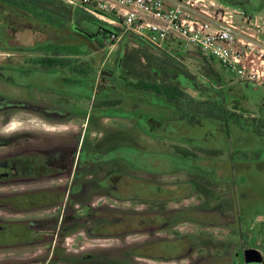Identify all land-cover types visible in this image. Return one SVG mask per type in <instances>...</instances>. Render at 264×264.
<instances>
[{
  "label": "flooded vegetation",
  "instance_id": "1",
  "mask_svg": "<svg viewBox=\"0 0 264 264\" xmlns=\"http://www.w3.org/2000/svg\"><path fill=\"white\" fill-rule=\"evenodd\" d=\"M65 35L0 44L9 56L0 62V258L13 256L0 264H264V171L251 174L236 159L247 155L236 150L237 142L251 141L252 135L262 140L259 152L264 151V129L244 124L264 128V109L258 118L246 117L234 93L225 98L237 115L230 121L195 109L183 118L178 106L179 121L172 126L185 137L173 138L171 155L138 151L131 153L133 161L121 156L96 161L92 152L82 153L86 142L80 143V135L54 138L46 127L37 129L36 121L63 127L79 120L52 117L69 105L67 79L47 68L53 45L64 46L60 52L67 58ZM16 53L26 55L22 62L11 57ZM101 142L92 144L105 150ZM182 148L190 151L188 157ZM182 157L190 163L182 164ZM182 174L186 180L175 177ZM164 177L177 180L154 179ZM195 197L197 203L181 207ZM127 203L143 209L118 207ZM185 224L195 232L182 233ZM140 236L144 239L122 248L103 246ZM21 252L34 253L14 257Z\"/></svg>",
  "mask_w": 264,
  "mask_h": 264
},
{
  "label": "trees",
  "instance_id": "2",
  "mask_svg": "<svg viewBox=\"0 0 264 264\" xmlns=\"http://www.w3.org/2000/svg\"><path fill=\"white\" fill-rule=\"evenodd\" d=\"M89 26L95 27V30L88 33ZM61 35L67 38V58L55 49L59 45L55 44L51 64L47 68H51L57 78L63 76L67 79L69 97L76 103L89 105L91 114L98 118L130 119L139 124L145 133L154 134L164 122L148 118L146 113L142 114L147 116L145 118L136 115L135 110L140 107L137 101L147 106L162 105L173 113L181 106L184 108L183 118H187L192 109L197 114L225 121L237 118L225 101L230 93L222 84L221 73L215 71L216 61L197 51L185 52L181 57L199 63L201 75L208 78L212 86L203 84L200 78L182 65L178 55L159 50L132 34L122 37L117 45L116 62L114 65L108 63L105 70L107 75L104 76L103 68H99L102 56L85 58L104 50V41L118 38L121 35L119 29L60 0H0V44L10 41L31 43L46 37L55 41L60 40ZM78 43L84 44V51L73 52L71 48L68 49ZM89 44L96 51L91 50ZM42 67L45 68V64ZM189 89L198 96L189 94ZM132 102L136 104L133 103V109L127 111L126 107ZM244 124L246 128L264 129L261 126L255 128L249 121ZM171 127L172 124L168 126L170 132ZM180 152L187 157L190 155L188 149L182 148Z\"/></svg>",
  "mask_w": 264,
  "mask_h": 264
},
{
  "label": "rangeland",
  "instance_id": "3",
  "mask_svg": "<svg viewBox=\"0 0 264 264\" xmlns=\"http://www.w3.org/2000/svg\"><path fill=\"white\" fill-rule=\"evenodd\" d=\"M64 2V0H60ZM218 5H221L223 7H227L230 9H235L239 10L242 12H245L248 16L253 17L254 20H257L262 27H264V0H214ZM259 24V25H260ZM88 33L92 32V30H95V27L89 26L88 28ZM72 34V33H70ZM88 35V34H86ZM64 47V46H63ZM63 47L61 48L60 45H56L55 49L56 50H63ZM89 47L91 50L96 51V48L93 47L92 45L89 44ZM166 48L171 53H175L179 50L182 49L181 45H174L171 43H167L165 45ZM72 49L73 52H80L84 51L85 47L84 44H76L72 47H69L68 49ZM67 49V50H68ZM119 48L115 47L112 48L111 45L106 44V47H104V50L96 51L92 53L90 56L86 57L85 59H90L91 57H97V55L102 56V62H100L99 68H103L105 63L108 61L110 65H114L117 59V50ZM69 52V51H68ZM26 55L24 54H14L11 57L14 58L16 62H22L24 57ZM8 54L6 53H1L0 52V62L6 61V58H8ZM182 65H184L190 72L200 78V81L203 84H206V86H212L210 81H208V78L204 77L200 73V64L196 63L192 59L188 58H180L179 60ZM215 71L217 73H221V78H222V84L229 93H234L237 94L241 97V106L244 107L245 111L247 113H244L246 117L249 116H254L258 118V110L264 109V82L262 84H259L258 82H251L248 80L240 79L230 72L224 70L216 61L215 65ZM208 84V85H207ZM217 87H215L216 89ZM189 94L192 96L197 97V93L193 92L192 90H187ZM53 99V104L55 102V97ZM69 100V105L67 108L63 107V111L58 112H53V118L58 117V118H66V116L76 117V119L79 120H71L67 126L63 127H56V126H45L43 123H40V121H36L37 124L41 125L39 128H44L46 127V130L48 134H52L54 138L59 137V138H64L67 137L69 140L72 139L73 136L77 137L80 135V143L84 138V142H86L82 153H93V159L96 161H102L105 157L106 160L108 159H114L113 157H122L124 159L132 160L131 153L133 152H160V155L163 154H172L174 152V147L177 145L176 142L172 141L174 140L173 138L178 140L185 135L180 132V130H174L173 126L175 123L179 121V116L178 114L176 115L173 112H170V110H167L164 106H147L143 104V102L137 101V105H139V109L135 110L136 115L142 116V114H147L148 118H152L156 121L164 122L163 126L161 129H156L157 132L156 134L152 137H149L145 135L140 127L139 124L132 122L130 119H123V118H111V119H106V118H98L97 115L91 114V108L89 105L80 104L79 106L76 107V101L72 99L71 97L68 98ZM74 100L75 102H73ZM71 102V103H70ZM74 103V104H73ZM128 103V102H127ZM133 103L132 104H127L128 106L126 107L127 111H130L133 109ZM135 103V104H136ZM240 103V102H239ZM69 107V108H68ZM241 109V108H240ZM60 110V109H58ZM68 110V111H67ZM72 110L75 112L72 114ZM68 112V114L66 112ZM242 111V109H241ZM52 113V112H51ZM65 115V117H64ZM135 114H133L134 116ZM144 116H142L143 118ZM147 117V116H145ZM144 117V118H145ZM140 123L143 124V119ZM173 125L170 128H168L169 125ZM18 130V128L14 129ZM43 132V131H42ZM62 136V137H61ZM252 139H248L247 141H238L236 146V150H241V152L246 153L247 155L245 157L242 156H237V160H243L245 162V166L250 167V172L251 174L258 175L260 172L264 171V151L261 153L259 152L261 147H263V144L261 143L262 140L258 136H250ZM102 140V142L106 143V148L105 150L99 147L94 146L92 143H98ZM91 142V143H90ZM101 142V143H102ZM76 143V142H75ZM103 144V143H102ZM182 147H188V145L182 144ZM78 148V147H77ZM105 153V156L102 153ZM101 153V155H99ZM253 153H260V156L258 158L252 156ZM95 154V155H94ZM249 154V155H248ZM103 156V157H102ZM155 157V156H154ZM162 157V156H160ZM165 158H170L169 161L172 163L173 157L171 156H166ZM177 160L179 159L176 157ZM176 160V161H177ZM180 162L182 164L190 163L187 162L184 157L180 159ZM178 163V162H177ZM178 180H186L185 176L180 175V177L175 176ZM175 177H164V178H154L155 180L163 181V182H174L177 179ZM150 178V177H149ZM224 188H222L223 190ZM220 192V190H217ZM226 192V191H222ZM198 202V198L190 199L186 202H184L181 207L185 208L184 206L190 205V204H195ZM178 205H172V207H175ZM120 209H135L138 208V210H142L143 207L138 204H121L118 205ZM179 207V206H178ZM180 231L185 234H191L195 232V228L192 227L190 224H185L181 225ZM144 237H135V238H126L122 243L116 242V243H107L103 246L106 245H112L111 247H117V248H122L126 246L129 243H134L135 241L142 240ZM34 252H21L19 254H15L14 257L18 258H24V257H30L33 255ZM38 254V252H37ZM13 256H4L1 258H9ZM0 258V259H1ZM182 264V263H180Z\"/></svg>",
  "mask_w": 264,
  "mask_h": 264
},
{
  "label": "built area",
  "instance_id": "4",
  "mask_svg": "<svg viewBox=\"0 0 264 264\" xmlns=\"http://www.w3.org/2000/svg\"><path fill=\"white\" fill-rule=\"evenodd\" d=\"M74 8L121 31L105 40L117 47L132 34L180 60L188 51L213 59L234 76L264 82V27L245 12L214 0H64ZM260 24V25H259ZM167 43L181 45L171 53Z\"/></svg>",
  "mask_w": 264,
  "mask_h": 264
}]
</instances>
